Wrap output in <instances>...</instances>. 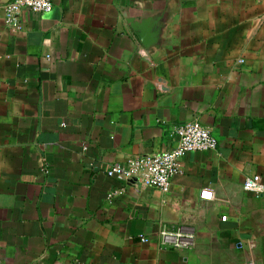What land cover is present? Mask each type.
I'll return each instance as SVG.
<instances>
[{
    "label": "crops",
    "instance_id": "obj_1",
    "mask_svg": "<svg viewBox=\"0 0 264 264\" xmlns=\"http://www.w3.org/2000/svg\"><path fill=\"white\" fill-rule=\"evenodd\" d=\"M11 1L0 264H264V196L243 190L264 181V0H50L19 31ZM192 121L217 147L186 154L167 192L106 176ZM163 225L193 247L161 250Z\"/></svg>",
    "mask_w": 264,
    "mask_h": 264
},
{
    "label": "built area",
    "instance_id": "obj_2",
    "mask_svg": "<svg viewBox=\"0 0 264 264\" xmlns=\"http://www.w3.org/2000/svg\"><path fill=\"white\" fill-rule=\"evenodd\" d=\"M52 9L50 0H12L4 7V21L12 25L15 31L20 30L19 14L23 10L33 13H48ZM174 143L170 150L143 156H134L123 164L111 166L106 176L122 185H138L141 188H150L167 192L172 178L180 172V160L191 152L214 151L217 140L210 131L199 122L192 121L175 125L171 128ZM47 172V170H46ZM245 192H253L264 196V181L258 175L247 177L243 183ZM112 195H109L111 197ZM225 221V217L221 218ZM157 242L161 250L186 251L193 247L195 232L190 227L161 226L157 232ZM140 242L148 239L138 235ZM247 264H253L248 262Z\"/></svg>",
    "mask_w": 264,
    "mask_h": 264
}]
</instances>
